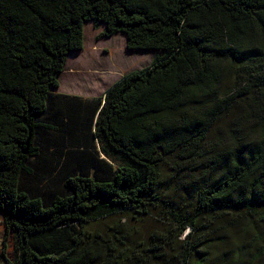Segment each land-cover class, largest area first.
Returning a JSON list of instances; mask_svg holds the SVG:
<instances>
[{"label": "trees", "instance_id": "1", "mask_svg": "<svg viewBox=\"0 0 264 264\" xmlns=\"http://www.w3.org/2000/svg\"><path fill=\"white\" fill-rule=\"evenodd\" d=\"M90 22L158 54L52 93ZM0 217L7 264H220L233 230L264 264V0H0Z\"/></svg>", "mask_w": 264, "mask_h": 264}, {"label": "rangeland", "instance_id": "2", "mask_svg": "<svg viewBox=\"0 0 264 264\" xmlns=\"http://www.w3.org/2000/svg\"><path fill=\"white\" fill-rule=\"evenodd\" d=\"M103 30L102 25L95 26L91 22L84 25L83 50L71 54L69 61L67 59L65 70L58 79L59 89L56 92L75 93L82 97L99 96L122 76L148 67L158 54L155 51H129L124 35L117 34L107 38L101 36ZM92 48H95L94 51ZM146 224L151 226L152 221H147ZM188 231L189 229L184 234ZM241 233L239 230H233L221 237L223 244L218 248L217 258L220 264L240 262V247L246 245L250 239L249 235ZM13 240L12 234L5 229L0 218V264H7L1 255L3 250L5 259L13 261Z\"/></svg>", "mask_w": 264, "mask_h": 264}, {"label": "crops", "instance_id": "3", "mask_svg": "<svg viewBox=\"0 0 264 264\" xmlns=\"http://www.w3.org/2000/svg\"><path fill=\"white\" fill-rule=\"evenodd\" d=\"M104 31V30H103ZM69 56H71V55H69ZM69 56H68V61H69ZM67 65V64H66ZM66 67V66H65ZM65 70V69H64ZM63 73V72H62ZM61 76V75H60ZM125 76V75H124ZM123 77V76H122ZM119 81V80H118ZM117 81V82H118ZM57 89H59V88H57ZM57 89H55V90H52L51 92L52 93H54V94H62V95H69V96H78V97H81V98H83V99H85V100H91V99H94V98H97V97H99V96H101L102 94H104V93H102L101 95H99V96H91V97H82V96H80V94H75V93H72V94H64V93H59V92H56L57 91ZM1 218V217H0Z\"/></svg>", "mask_w": 264, "mask_h": 264}, {"label": "bare ground", "instance_id": "4", "mask_svg": "<svg viewBox=\"0 0 264 264\" xmlns=\"http://www.w3.org/2000/svg\"><path fill=\"white\" fill-rule=\"evenodd\" d=\"M95 48H92L91 50L94 51Z\"/></svg>", "mask_w": 264, "mask_h": 264}]
</instances>
